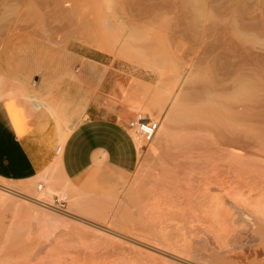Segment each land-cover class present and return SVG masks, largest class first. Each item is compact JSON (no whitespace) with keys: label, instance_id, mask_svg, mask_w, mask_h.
Segmentation results:
<instances>
[{"label":"rangeland","instance_id":"374dc122","mask_svg":"<svg viewBox=\"0 0 264 264\" xmlns=\"http://www.w3.org/2000/svg\"><path fill=\"white\" fill-rule=\"evenodd\" d=\"M88 48L107 54L105 101L159 127L136 169L99 188L101 216L0 178V233L18 236L0 264H264V0H0V101L24 113L34 92L54 117L55 100L80 102L66 81L82 84ZM245 82L255 94L232 98Z\"/></svg>","mask_w":264,"mask_h":264},{"label":"crops","instance_id":"0c3cea01","mask_svg":"<svg viewBox=\"0 0 264 264\" xmlns=\"http://www.w3.org/2000/svg\"><path fill=\"white\" fill-rule=\"evenodd\" d=\"M78 56L82 59L79 69L73 70L79 72L82 84L69 72L66 92L69 98L77 95L82 100L66 107L65 101L55 100L51 110L55 117L45 115L50 107L34 92L27 94L28 111L24 113L0 101V178L34 185L41 182L43 191L53 192L52 198L59 192L73 195L74 201L70 205L65 201L63 207L101 216L106 201L99 197V188L112 180L114 172L132 173L143 152L126 119L151 118L146 111L135 113L126 104L105 101L103 89L104 93L116 87L112 73L103 69L107 54L88 48Z\"/></svg>","mask_w":264,"mask_h":264},{"label":"bare ground","instance_id":"6f19581e","mask_svg":"<svg viewBox=\"0 0 264 264\" xmlns=\"http://www.w3.org/2000/svg\"><path fill=\"white\" fill-rule=\"evenodd\" d=\"M54 1V0H53ZM59 0H55V2H58ZM30 2V1H29ZM28 2V3H29ZM54 3V2H53ZM58 4V3H57ZM56 4V5H57ZM196 4H197V1H196ZM25 5H27V4H25ZM59 6V5H58ZM46 7V6H45ZM56 7V6H55ZM30 8V7H29ZM195 8V7H194ZM53 9V8H52ZM54 10V9H53ZM57 10V9H56ZM59 10V9H58ZM32 11V10H31ZM36 11H37V9H36ZM55 11V10H54ZM197 11V10H196ZM9 12V11H8ZM25 12H29V11H25ZM49 12V11H48ZM52 12V11H51ZM113 12V11H112ZM200 12V11H199ZM33 13V12H32ZM31 13V14H32ZM39 13H41V12H39ZM201 13V12H200ZM209 13V12H208ZM78 13H76V15H73V16H71V17H78V15H77ZM79 14H80V12H79ZM105 14V13H104ZM195 14V13H194ZM202 14H203V11H202ZM5 15V14H4ZM38 15V14H37ZM41 15V14H40ZM201 15V14H200ZM200 21V20H199ZM43 29V28H42ZM133 31H131L130 33H132ZM140 32V31H139ZM105 33V32H104ZM135 33V32H134ZM137 33H138V31H137ZM137 33H135V35L137 34ZM240 33V32H239ZM133 34V33H132ZM132 34H131V39H132ZM139 34V33H138ZM138 34H137V36H138ZM134 35V34H133ZM134 35V36H135ZM142 35V34H141ZM128 37V36H127ZM247 38H248V36H247ZM247 38H246V40H247ZM135 39H136V36H135ZM129 40V39H128ZM146 40V39H145ZM108 41V40H107ZM139 41H140V39H139ZM139 41H137V42H139ZM136 42V41H135ZM150 42V41H149ZM137 44V43H136ZM127 46H130V45H127ZM133 46V45H132ZM119 47V46H118ZM158 48V47H157ZM137 49V48H136ZM151 50V49H150ZM135 51V50H134ZM161 51V50H160ZM159 54V53H158ZM167 54V53H166ZM141 55V54H140ZM164 55V54H163ZM144 56V55H143ZM162 57V56H161ZM156 58V57H155ZM151 59V58H150ZM161 60L162 59V61L163 60H165V58H164V56H163V58H158V56H157V60L155 61V62H159V60ZM168 60V59H167ZM166 60V61H167ZM164 62V61H163ZM161 63V61H160V63H156L157 64V66L159 65V64H166V62H164V63ZM174 63V62H173ZM161 66V65H160ZM172 73V72H171ZM180 76V75H179ZM197 78V77H196ZM239 78V77H238ZM244 78V77H243ZM190 79V78H189ZM246 79V78H245ZM240 80V79H239ZM249 80V79H248ZM244 82V81H243ZM28 84V83H27ZM18 85V84H17ZM238 86L233 90V92L231 93V97L232 98H239V97H246V96H249V95H251L252 96V94L254 93L255 94V92H253L254 91V89H256L257 88V86L258 85H255V82H245V83H241V84H237ZM1 87V86H0ZM207 87V86H206ZM258 88H259V86H258ZM208 90H209V88H208ZM209 92V91H208ZM211 94V93H210ZM230 96V95H229ZM254 96V95H253ZM206 97V96H205ZM228 97V96H227ZM234 98V99H235ZM250 98V97H249ZM211 99V98H210ZM246 99V98H245ZM212 100V99H211ZM214 101V100H213ZM230 103V102H229ZM182 105V104H181ZM65 107H66V105H65ZM79 108V106L77 105V106H75V107H73L74 108V111H75V108ZM81 107V106H80ZM176 107V106H175ZM227 107V106H226ZM64 108V107H63ZM72 108V109H73ZM185 108V107H184ZM202 108V107H201ZM71 109V110H72ZM204 109V108H203ZM79 110V109H78ZM205 110V109H204ZM69 111V110H68ZM200 111V110H199ZM211 111V110H210ZM214 111V110H213ZM66 112V111H65ZM76 112H77V110H76ZM64 113V112H63ZM71 113H73L72 111H71ZM197 113H199V112H196V114ZM69 114V113H68ZM196 114H195V116H196ZM73 115V114H72ZM188 115V114H187ZM66 116V115H65ZM185 116V115H184ZM198 116V115H197ZM65 118H67V116L65 117ZM69 118V117H68ZM78 120V119H77ZM72 121H73V119H72ZM71 121V122H72ZM75 121V120H74ZM74 125V124H73ZM130 131H132L133 132V134L135 135L134 136V139H135V141H136V143H137V146H138V148L140 149V147H142V144H143V141H142V139H141V137L135 132V130H133V129H131ZM39 186V187H38ZM36 188H38V190H37V192H35L36 194H34V196H30L31 198H33V202H38V201H42L43 202V200H44V198H46L47 196H48V194H46L45 195V193L44 192H42L41 190V186L40 185H37V187ZM48 189V188H47ZM35 191V190H34ZM46 196V197H45ZM63 197H65L66 198V196H64L63 195ZM48 198V197H47ZM48 199H50V196H49V198ZM67 199V198H66ZM90 200V199H89ZM73 201H74V198H73ZM72 201V202H73ZM12 201H10V203H11ZM120 204V203H119ZM13 205L15 206V204H14V201H13V203H12V208H14L13 207ZM90 205H91V203H90ZM89 205V206H90ZM111 205V204H110ZM18 205H16L15 207H17ZM87 206V204L85 205V207ZM85 207H84V209H85ZM92 207V206H91ZM91 207L89 208L90 210H93V209H91ZM101 207V206H100ZM103 207V206H102ZM101 207V208H102ZM112 207V206H111ZM79 208V207H78ZM82 208V207H81ZM17 209H20V206H19V208L17 207L16 208V210ZM83 209V208H82ZM100 209V208H99ZM110 209V208H109ZM108 209V210H109ZM103 210H105V209H103ZM98 211V210H97ZM91 211H89V213H90ZM103 212V211H102ZM101 212V213H102ZM127 213V212H126ZM92 214V213H91ZM100 214V213H99ZM93 216V215H92ZM131 216V215H130ZM128 217V214H125L124 213V215H122L121 217L123 218V220L124 221H126V223L125 224H127L128 223V221H130V218L131 217ZM54 218V217H53ZM132 219V218H131ZM139 219V218H138ZM120 220V219H119ZM131 222H132V220H131ZM21 227V226H20ZM12 226H11V228H4L3 229V232L2 233H4V234H2V233H0V241L2 242V243H5V245H6V243L7 242H11L10 241V239H11V236H13L12 235ZM14 229H15V227H14ZM14 231V230H13ZM13 234H14V232H13ZM16 234V233H15ZM15 234H14V236H15ZM17 235V234H16ZM13 236V237H14ZM22 236V235H21ZM15 237H18V236H15ZM15 237H14V240H15ZM20 239V238H19ZM13 242L14 241H12V243H10V244H12V246H13ZM18 243V242H17ZM16 243V244H17ZM36 243V242H35ZM35 243H34V245H35ZM205 241H204V244L202 243V245H200L201 246V248H200V246H194V247H192V249H194V251H193V256H196L197 257V259H199L198 257L202 254L201 252H203L202 250H204L205 251V249H206V246H205ZM197 244H198V242H197ZM162 245L165 247V248H168L170 245H168L167 244V241H163V243H162ZM206 245H207V243H206ZM36 246V245H35ZM8 247V246H7ZM18 247V246H17ZM8 248H12V247H10V245H9V247ZM23 248V247H22ZM18 249V248H17ZM208 249V248H207ZM12 250V249H11ZM11 250H8V254H10L11 253ZM20 250V249H19ZM207 251V250H206ZM208 251H210V250H208ZM7 252V251H6ZM212 252V251H211ZM18 253V252H17ZM207 253V252H206ZM206 253H203V254H206ZM202 254V255H203ZM214 254H215V252H214ZM201 255V256H202ZM210 255V254H209ZM216 255V254H215ZM215 255H211L212 256V260L216 257ZM10 256H11V254H10ZM207 256V255H206ZM195 257V258H196ZM211 260V259H210ZM206 262V261H205ZM209 263V262H208ZM214 263V262H213ZM206 264H207V262H206Z\"/></svg>","mask_w":264,"mask_h":264},{"label":"built area","instance_id":"2783aa9c","mask_svg":"<svg viewBox=\"0 0 264 264\" xmlns=\"http://www.w3.org/2000/svg\"><path fill=\"white\" fill-rule=\"evenodd\" d=\"M127 125L129 129L135 130V132L146 142H149L155 135L159 122L153 121L149 119H133L127 121ZM61 146L57 147V151H59ZM40 185V184H39ZM39 187V186H38ZM66 198H60L58 195L53 196V203L56 206H62L65 203Z\"/></svg>","mask_w":264,"mask_h":264}]
</instances>
